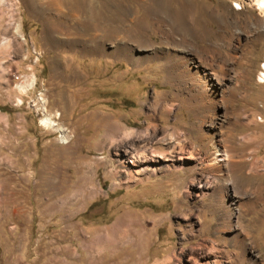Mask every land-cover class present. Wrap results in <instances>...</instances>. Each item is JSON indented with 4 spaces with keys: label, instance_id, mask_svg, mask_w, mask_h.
Returning <instances> with one entry per match:
<instances>
[{
    "label": "rangeland",
    "instance_id": "rangeland-1",
    "mask_svg": "<svg viewBox=\"0 0 264 264\" xmlns=\"http://www.w3.org/2000/svg\"><path fill=\"white\" fill-rule=\"evenodd\" d=\"M57 1L0 0L9 29L0 34V264H139L141 248L147 264H264V237L252 219L264 209V0H191L187 29L161 37L144 20L151 0ZM168 1L179 26L178 0ZM46 9L74 29L92 12L115 34L96 31L86 37L98 43L94 52L62 61L66 54L30 36ZM258 20L260 35L248 38L246 24ZM160 48L174 59L165 62ZM197 62L224 78L216 109L195 91ZM47 116L65 133L47 127ZM117 123L135 133L148 128L151 144L182 137L189 148L150 150L137 164L119 165L103 137ZM215 150L224 161L205 168ZM120 218L135 222L138 249L103 245L100 236Z\"/></svg>",
    "mask_w": 264,
    "mask_h": 264
},
{
    "label": "bare ground",
    "instance_id": "bare-ground-1",
    "mask_svg": "<svg viewBox=\"0 0 264 264\" xmlns=\"http://www.w3.org/2000/svg\"><path fill=\"white\" fill-rule=\"evenodd\" d=\"M137 1V0H136ZM160 1L162 0H151L150 3V7L148 8V14L145 15V18H147V22H148V28L150 30V34L153 33H158V35L161 36H167L168 34H171L172 31H185L187 29V21L191 20V15L193 14V9L192 8V4L191 0H178L177 3L179 4V8L182 10V13L184 15L183 19H182V24L179 26H176L178 24L175 23V18L178 17L179 12L175 9L169 8L168 7V0H163L165 4H167V9H162L164 5H162L160 7ZM263 2L259 1L258 5H262ZM136 8V6H135ZM209 8V7H208ZM207 7H204V11L208 10ZM122 9V8H121ZM129 10V9H128ZM210 10V9H209ZM208 10V12H209ZM133 12V10H132ZM213 12V10H212ZM121 13H123L121 11ZM125 13V12H124ZM126 13L129 14V12L127 11ZM136 13H138L136 11ZM211 13V12H210ZM214 13V12H213ZM124 15V14H123ZM210 15V14H208ZM215 15V14H214ZM220 15V14H219ZM127 16V15H126ZM131 16V15H130ZM136 16V14L134 15V17ZM181 16V15H180ZM211 16V15H210ZM223 16V15H222ZM193 17V16H192ZM216 17V16H215ZM181 18V17H180ZM218 18V17H217ZM137 19V18H136ZM179 19V18H178ZM222 19V18H221ZM220 19V20H221ZM163 20L166 21L169 25H170V29L166 30L163 27ZM195 20V18H194ZM193 20V21H194ZM223 20V19H222ZM263 20V19H262ZM192 21V22H193ZM261 20H258V22L256 21L255 24H250L247 25V31H244L248 34V38L251 37H258L261 33V30L259 29L258 24L261 23ZM221 22V21H220ZM225 22V21H224ZM223 22V23H224ZM190 23V21L188 22V24ZM145 24V23H144ZM217 24V23H216ZM225 24V23H224ZM167 25V24H166ZM226 25V24H225ZM264 25V24H263ZM143 27V26H142ZM221 28V27H220ZM219 28V29H220ZM264 28V27H263ZM113 29V28H112ZM123 29V28H121ZM145 29V28H144ZM189 29V28H188ZM218 29V30H219ZM193 31V30H192ZM224 31V30H223ZM264 31V29H263ZM113 32V31H112ZM110 33V31L103 30L102 36H110L114 35L115 33ZM117 32V31H116ZM123 32V31H122ZM221 32V31H220ZM240 32L239 31L237 34V36H240ZM119 33V32H117ZM181 33V32H180ZM185 33V32H184ZM183 34V33H182ZM187 32H186V36H187ZM190 35V34H189ZM122 36V35H121ZM186 36L182 37V39H186ZM192 36V35H191ZM117 37V36H115ZM120 37V36H118ZM147 37V36H144ZM171 38H174L171 36ZM179 38V37H178ZM111 39V38H110ZM181 39V38H180ZM168 40V39H167ZM175 40V39H174ZM241 40V39H240ZM170 41V40H169ZM180 41V40H179ZM189 41V40H188ZM227 41V40H226ZM152 42H157L152 40L149 36L146 39V43L151 44ZM233 43V42H232ZM156 44V43H155ZM183 44V43H182ZM185 44V43H184ZM222 44V43H221ZM225 44V43H224ZM223 44V45H224ZM230 44V43H229ZM122 45V44H121ZM166 45V43H165ZM173 45V43H172ZM194 45V44H193ZM217 45V44H216ZM125 46V45H124ZM156 46V45H155ZM163 46V45H162ZM181 46V45H180ZM189 46V45H188ZM195 46V45H194ZM231 46V45H228ZM128 47V46H127ZM159 47V46H158ZM184 47V45H183ZM222 47V46H221ZM118 48V47H117ZM117 48H116V52H117ZM124 48V47H123ZM146 48V47H145ZM176 48V47H175ZM174 48V49H175ZM180 48V47H179ZM191 48V47H190ZM216 48V47H215ZM218 48V47H217ZM220 48V46H219ZM223 48V47H222ZM232 48V47H231ZM119 49V48H118ZM124 50V49H123ZM151 50V49H150ZM154 50V49H153ZM161 50V52H164L165 56V62H169L171 59H174V55H171L169 53H167V51H165V49H158ZM156 50V51H158ZM187 50V49H186ZM214 51V49H212ZM229 50V49H227ZM131 51V49H130ZM147 51V50H146ZM155 51V52H156ZM222 51V50H220ZM172 52V51H171ZM187 52V51H186ZM121 53V52H120ZM127 53V51H126ZM154 53V51H153ZM221 53V52H220ZM118 54V52H117ZM122 54V53H121ZM158 54V53H157ZM180 54V53H179ZM123 55V54H122ZM125 55V54H124ZM162 55V54H161ZM177 55V54H175ZM193 55V54H192ZM212 55V53L210 54ZM121 56V55H120ZM149 56V55H148ZM220 56V55H219ZM143 57V56H142ZM159 57V56H158ZM194 57V56H192ZM216 57V56H215ZM133 58V57H132ZM140 58V57H139ZM150 58V57H149ZM153 58V57H152ZM160 58V57H159ZM183 58H186L183 57ZM205 58V57H204ZM219 58V57H218ZM147 59V58H146ZM211 59V58H210ZM226 59V58H225ZM186 60V59H185ZM191 60V59H190ZM201 60V59H200ZM203 60V59H202ZM206 60V59H205ZM212 60V59H211ZM227 60V59H226ZM180 61V60H179ZM187 61V60H186ZM209 61V59H208ZM214 61V60H213ZM203 62V61H202ZM227 62V61H226ZM224 62V63H226ZM172 63V62H171ZM175 62H173L174 64ZM177 63V61H176ZM201 63V62H200ZM204 63V62H203ZM207 64V62H205ZM209 63V62H208ZM211 63V61H210ZM213 63V62H212ZM215 63V62H214ZM227 64V63H226ZM225 64V65H226ZM166 65V64H164ZM215 65V64H214ZM169 67V64L167 65ZM173 66V65H172ZM177 66V65H176ZM183 66V65H182ZM185 66V65H184ZM190 66V65H189ZM207 66V65H206ZM203 64H199L198 62L195 64V70L190 73V75H194L196 80H197V89H195V91L197 90L199 92V96H201V101L203 102V100L206 99L208 101H211L213 103V109H216L218 107L217 105V97L220 96V94L222 93L223 87H224V78L221 77L220 73L209 68L206 67ZM213 66V64H212ZM221 66V65H220ZM179 67V66H178ZM177 67V68H178ZM211 67V66H210ZM174 68V67H173ZM183 68V67H182ZM181 68V69H182ZM198 69V70H197ZM216 69V68H215ZM218 69V68H217ZM167 70V69H166ZM172 70V69H171ZM170 70V71H171ZM223 70V68H222ZM185 71L187 72V69H185ZM189 71V70H188ZM219 71V70H218ZM224 71V70H223ZM222 71V72H223ZM167 72H169L167 70ZM221 72V71H220ZM184 73V72H183ZM189 74V73H188ZM187 75V74H186ZM189 77V76H188ZM227 78V77H225ZM260 78L263 79L264 78V63L262 65V72L260 74ZM192 81V80H191ZM195 81V80H194ZM34 77L31 78V80L29 81V83H26L25 87L26 88H31L34 84ZM195 84V83H194ZM192 89V88H191ZM224 95V93L222 94ZM198 97V96H197ZM199 99V100H200ZM41 102L43 101L42 98H40ZM223 101V99L221 100ZM210 102V103H211ZM44 103V102H43ZM209 105V103H208ZM207 105V107H208ZM210 107V105H209ZM212 107V106H211ZM211 109V108H210ZM206 110V109H205ZM208 110V109H207ZM164 111V110H163ZM214 111V110H213ZM206 116V115H205ZM212 117V116H211ZM212 119V118H211ZM215 120V119H214ZM214 120L208 121L209 125H208V130L210 131V133H212L211 135H214V133L216 132V122H214ZM152 121V120H151ZM42 122L50 128H54L55 130L59 131V132H64L66 130V128H64L63 126L59 125L58 123H56L51 117H45L44 119H42ZM152 123V122H151ZM156 124L153 125V127H155ZM116 129L114 130L113 134H109V133H105L104 134V138L106 139H111L110 141V146L115 150V156H116V160H119V165H123L125 166V164H128V162L132 163V164H137L138 162H140V160L142 159H146L149 155V151L151 152L152 156H159L160 154H164L163 152L165 150H167L169 153L172 152L175 148H178V150H184L186 149L185 147L187 146H183L182 144L178 143L179 139L182 138H178V141H173L172 137L165 140V138H163V140L160 143H156L155 144H151L149 140L152 138V134L150 132L147 131L148 128H146V130H143L139 133H135V131L133 129H126L124 126H122L121 124L117 123L116 124ZM148 127V126H147ZM151 127V126H150ZM219 128V127H218ZM111 131V130H110ZM109 132V131H108ZM219 132V131H218ZM65 133V132H64ZM153 133V132H152ZM203 133V132H202ZM207 133V132H206ZM205 133V135H207ZM217 134V133H216ZM65 135V134H64ZM210 135V134H208ZM175 135H173L174 137ZM203 136V135H202ZM201 136V137H202ZM178 137V136H176ZM207 137V136H206ZM213 137V136H212ZM202 139V138H201ZM209 139H211L209 137ZM215 139V138H214ZM177 140V139H176ZM181 140V139H180ZM186 140V139H185ZM206 140V139H205ZM208 140V139H207ZM206 140V141H207ZM212 140V139H211ZM210 140V141H211ZM104 141V140H103ZM154 141V140H153ZM204 141V140H203ZM105 143V142H104ZM107 143V142H106ZM185 143V141H184ZM206 143V142H205ZM203 144V143H202ZM208 145V142H207ZM217 145V144H216ZM126 146V147H125ZM211 146V145H210ZM123 147H125L123 149ZM192 147V146H191ZM204 147V146H203ZM215 147V146H214ZM213 147V148H214ZM189 148V147H187ZM212 148V147H211ZM210 148V150H211ZM209 149V148H208ZM221 150V149H220ZM188 151V154L191 155L194 151V149H188L186 150ZM212 151V150H211ZM210 151V152H211ZM167 152V153H168ZM182 152V151H181ZM184 152V151H183ZM219 152V150H218ZM217 152V150H215V152H211L210 156H209V160H207V162L203 163L205 164V168L209 165H215L218 164L219 162L224 161V158H219V153ZM222 152V151H221ZM209 153V152H208ZM187 154V153H186ZM151 156V157H152ZM152 160V159H151ZM148 161V160H146ZM218 166V165H217ZM204 167V166H203ZM208 168V167H207ZM210 169V168H209ZM227 205V204H226ZM230 206V205H229ZM127 220V219H126ZM135 227V222L132 220H130L128 223H126L124 221L123 218L118 219L114 225H113V231L110 234H106L107 236H100V239L102 240V242L104 243L103 245L106 244H119L120 242L124 243L126 242V244L133 246V248H139L138 247V243L140 242V240H142V235L140 234V232H136L134 230ZM220 235V234H219ZM144 237V235H143ZM236 239V238H235ZM119 242V243H117ZM144 242V241H143ZM225 243V242H224ZM123 244V243H122ZM142 245V244H141ZM139 245V246H141ZM212 251V249H210ZM143 249L141 248V250H139L138 252V256H139V264H147V261L143 260V255H142ZM173 259V258H172ZM169 261V258H166L165 260H156L154 262V264H167Z\"/></svg>",
    "mask_w": 264,
    "mask_h": 264
},
{
    "label": "crops",
    "instance_id": "crops-1",
    "mask_svg": "<svg viewBox=\"0 0 264 264\" xmlns=\"http://www.w3.org/2000/svg\"><path fill=\"white\" fill-rule=\"evenodd\" d=\"M61 4L64 5V2H62ZM52 11L53 13L60 11L59 6L53 8ZM45 14V19L41 22L39 31H37V26L29 28L30 36H37V34H39L40 40L42 41L44 47L47 46L49 49L56 48L59 49L62 54H66L62 56V61H79L81 54L94 52L95 47L96 45H98V43L95 44L91 40H87L86 37H92L96 31H99L101 29L103 31L107 29L108 31H110V33L111 30L113 31L112 33H115V29H112L109 25H105L102 28L99 24L100 20H96L95 18L93 19L92 12L90 13V18L86 21V23H84L83 25H78L76 29L70 28L68 20L66 21L67 25L63 24L57 15L49 17L48 9L45 10ZM2 17L3 13L2 9L0 8V34H7L9 32V29L5 28L2 25ZM84 59L85 58H82V60ZM48 69H50L49 66ZM263 192H260L261 194H259V203L262 207H264V195L262 194ZM256 202L257 201L255 200L254 203ZM252 219L257 223L259 230L258 234L260 235V237H264V209L260 212H257V216H253Z\"/></svg>",
    "mask_w": 264,
    "mask_h": 264
}]
</instances>
